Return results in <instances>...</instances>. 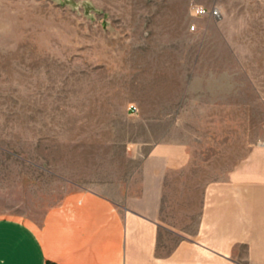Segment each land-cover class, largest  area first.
<instances>
[{
    "label": "rangeland",
    "instance_id": "1",
    "mask_svg": "<svg viewBox=\"0 0 264 264\" xmlns=\"http://www.w3.org/2000/svg\"><path fill=\"white\" fill-rule=\"evenodd\" d=\"M159 94L182 118L169 138L188 149L210 132L232 165L264 147V0H0V216L39 220L142 164L125 149L146 125L126 110L155 114ZM179 179L164 181L162 254L178 241Z\"/></svg>",
    "mask_w": 264,
    "mask_h": 264
},
{
    "label": "crops",
    "instance_id": "2",
    "mask_svg": "<svg viewBox=\"0 0 264 264\" xmlns=\"http://www.w3.org/2000/svg\"><path fill=\"white\" fill-rule=\"evenodd\" d=\"M160 95L149 104L155 114L142 101L138 113L126 110L146 125V135L125 149L143 163L117 181L70 191L39 220L0 216V264H264V147L232 165L214 158L210 132L193 136L188 149L169 138L171 124L182 118L168 112L173 102ZM188 164L189 180L181 174ZM176 172L178 241L162 254L164 181Z\"/></svg>",
    "mask_w": 264,
    "mask_h": 264
},
{
    "label": "built area",
    "instance_id": "3",
    "mask_svg": "<svg viewBox=\"0 0 264 264\" xmlns=\"http://www.w3.org/2000/svg\"><path fill=\"white\" fill-rule=\"evenodd\" d=\"M201 8H203V10H204L203 13L200 12V9H201ZM195 13H196L197 15H204V14H206V13H209L211 16H213V17H215V18H218V17H220V15H221L220 10H219L218 8H216V7H213V8H211V9H207V8H205V7H197L196 10H195ZM191 28L194 29L195 26L192 25ZM134 109H136L135 106H134Z\"/></svg>",
    "mask_w": 264,
    "mask_h": 264
},
{
    "label": "clouds",
    "instance_id": "4",
    "mask_svg": "<svg viewBox=\"0 0 264 264\" xmlns=\"http://www.w3.org/2000/svg\"><path fill=\"white\" fill-rule=\"evenodd\" d=\"M203 11H204L203 8H201V9H200V12L203 13Z\"/></svg>",
    "mask_w": 264,
    "mask_h": 264
}]
</instances>
